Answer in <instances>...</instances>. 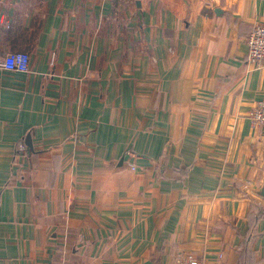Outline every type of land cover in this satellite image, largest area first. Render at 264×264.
<instances>
[{"label":"crops","instance_id":"0c3cea01","mask_svg":"<svg viewBox=\"0 0 264 264\" xmlns=\"http://www.w3.org/2000/svg\"><path fill=\"white\" fill-rule=\"evenodd\" d=\"M259 17L264 0H0V264H264Z\"/></svg>","mask_w":264,"mask_h":264},{"label":"built area","instance_id":"2783aa9c","mask_svg":"<svg viewBox=\"0 0 264 264\" xmlns=\"http://www.w3.org/2000/svg\"><path fill=\"white\" fill-rule=\"evenodd\" d=\"M248 61L256 67H264V17H259L253 24L252 31L246 39ZM5 66L11 70L27 71L30 67V55L27 52H10L5 59ZM254 126L264 129V97L257 100L249 113ZM176 264H227L223 255L216 258H201L189 253L177 259Z\"/></svg>","mask_w":264,"mask_h":264},{"label":"water","instance_id":"95a60500","mask_svg":"<svg viewBox=\"0 0 264 264\" xmlns=\"http://www.w3.org/2000/svg\"><path fill=\"white\" fill-rule=\"evenodd\" d=\"M258 193H259L261 196H264V185H262L261 188H259Z\"/></svg>","mask_w":264,"mask_h":264}]
</instances>
